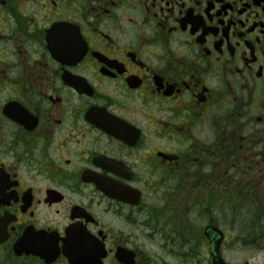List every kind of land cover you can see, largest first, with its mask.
Masks as SVG:
<instances>
[{
  "label": "flooded vegetation",
  "instance_id": "flooded-vegetation-1",
  "mask_svg": "<svg viewBox=\"0 0 264 264\" xmlns=\"http://www.w3.org/2000/svg\"><path fill=\"white\" fill-rule=\"evenodd\" d=\"M0 264H264V0H0Z\"/></svg>",
  "mask_w": 264,
  "mask_h": 264
}]
</instances>
